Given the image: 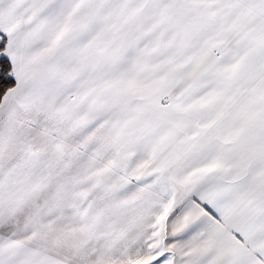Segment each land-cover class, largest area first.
<instances>
[{"label": "snow or ice", "instance_id": "snow-or-ice-1", "mask_svg": "<svg viewBox=\"0 0 264 264\" xmlns=\"http://www.w3.org/2000/svg\"><path fill=\"white\" fill-rule=\"evenodd\" d=\"M0 264H264V0H0Z\"/></svg>", "mask_w": 264, "mask_h": 264}]
</instances>
